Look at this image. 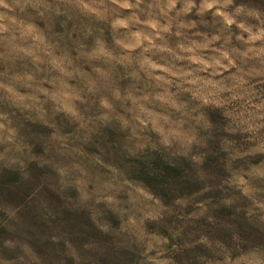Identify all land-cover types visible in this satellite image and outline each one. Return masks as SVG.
<instances>
[{
    "label": "rangeland",
    "instance_id": "374dc122",
    "mask_svg": "<svg viewBox=\"0 0 264 264\" xmlns=\"http://www.w3.org/2000/svg\"><path fill=\"white\" fill-rule=\"evenodd\" d=\"M35 2L39 0H0V29L7 25L16 30L34 24L52 45H59L58 55L67 50L75 57L77 39L88 45L93 43L95 35L84 39L79 31L84 17L49 15L43 7H32ZM44 2L55 6L60 0ZM128 2L135 5L138 0ZM172 2L139 0V7L131 8L113 5L121 17L136 15L140 21L158 22L156 28L146 23L131 24L133 31L151 37L143 40L133 56L143 53V57L159 65H145L142 69L136 63L135 70L141 77L138 86L150 84L158 92L167 90L182 100L200 104L201 101L191 99L190 91L184 90L196 87L186 83L183 75L194 71L206 79L222 80L229 87L240 85L236 91L247 90L248 94L228 105L209 103L200 109L211 125L207 147L194 146L187 155L163 148L131 154L124 147L130 132L121 130L118 122L103 125L88 136L69 113L60 111L53 116L56 102L44 93L18 86L22 94H35L44 101L46 115L41 118L35 107L16 106L5 99L6 93L0 88V122H4L6 114L18 129L16 141L26 145L22 152H16V143L0 136V264H249L253 253L264 258V210L244 195L239 185L241 172L260 166L264 153H249L233 160V153L248 152L258 141L249 138L253 133L225 130L231 123L226 111H241L264 100V38H251L264 28V0H219L216 7L203 12L201 5L211 0H174L175 8L167 9ZM189 3L195 6L183 12ZM149 4L153 7L149 8ZM221 4H227L222 10L243 22L245 28L238 23L229 25L216 14ZM237 9L243 11L237 13ZM41 11L45 13L43 17ZM10 18H15V22ZM74 27L77 31H73ZM98 27L105 29L104 37L111 43L110 23H99ZM125 31L121 28L116 34ZM15 34V43H31L30 38L20 40V31ZM11 35L12 31L0 30V54H9V65L15 57L18 70H25L27 65V70L35 71L31 57L10 52L11 46L4 37ZM225 52L235 60L234 65L222 68L216 75H212V69L198 71L204 65L193 57L218 59L229 65ZM5 67L4 56L0 55V73ZM40 67L45 69L37 73L40 86L49 92L58 90L59 81H50L61 75L59 70L51 69L49 64ZM156 76L163 79L157 81ZM240 78L246 83L241 84ZM64 80L75 88L83 87L75 73ZM120 83L123 89L137 84V80L128 76ZM82 95L83 102L73 103L86 118L95 117L101 111L98 102L92 103L91 94ZM231 95L228 91L220 93L223 98ZM54 136L68 138L67 151H57L59 145ZM9 148L12 151L6 153ZM73 148H80L85 155L73 153ZM193 154L200 155L202 161L193 160ZM74 163L87 167L86 188L76 182L81 173L62 176L59 171ZM106 164L116 166L119 172L113 173ZM254 196L264 200V192ZM133 212L138 227L128 224Z\"/></svg>",
    "mask_w": 264,
    "mask_h": 264
},
{
    "label": "clouds",
    "instance_id": "9594fccd",
    "mask_svg": "<svg viewBox=\"0 0 264 264\" xmlns=\"http://www.w3.org/2000/svg\"><path fill=\"white\" fill-rule=\"evenodd\" d=\"M218 3L219 0L203 3L200 12L216 7ZM113 5H118L119 8L139 7V0L135 5L128 0H60L55 6L44 2V0H39V2L31 4L32 7L38 9L43 7L49 15H65L69 19L85 18L79 31L82 32L84 39L93 35H95V39L91 45L82 43L79 39L75 40L74 43L77 45L75 57H72L71 52L67 50H62L58 55L59 45H52L45 37L43 30L34 24L22 25L16 30H11L7 25L0 29L4 32L12 31L10 38L4 37L5 40L9 41L10 52H15L17 55L24 53L25 56L31 57L32 62L36 65L35 71L27 70V65L24 66L25 70L21 71L17 69L15 57H12L13 63L9 65L7 64L9 54H0L4 56L6 62L5 70L0 73V76L4 77V79H0V88H3L6 93L5 99L10 100L16 106L35 107L43 118L46 115L42 107L44 101H40L38 95H24L18 90V86L34 88L35 93H44L46 97H50L56 102L57 107L53 116L60 111L69 113L79 122L80 129L87 130L88 136L93 132H98L101 126L116 121L121 130L130 132L127 138L128 143L124 147L131 154H135L137 151L163 148L173 151L174 154H179L182 151L183 154L187 155L194 146L198 148L207 147V140L211 135L209 133L211 125L200 109L209 103L217 106L228 105L232 100L247 95V90L243 93L238 92L236 89L240 85L229 87L222 80L206 79L195 75L194 71L183 73V75L186 83L196 87L184 90L190 91L192 93L191 99L201 101L200 104H192L190 100H182L176 93L167 90L164 93L158 92L156 86L150 84H145L143 87L138 86L141 77L134 65L139 63L142 69L145 68V65L152 68L159 67V65L151 62L149 58L143 57V53L133 56L143 40H150L151 37L143 35L139 31H133L131 24L133 22L146 23L156 28L158 22L153 19L140 21L139 16L136 15L121 17L118 14V8L113 7ZM4 6L10 7L8 4ZM194 6V4L189 3L185 5L182 11L189 12ZM148 7L152 8L153 5L149 4ZM226 7L227 4H221L217 8L216 14L223 16L229 25L238 23L240 27L245 28L243 22L236 21L235 17L222 10ZM172 8H175L174 0L167 5V9ZM242 11L243 9H237V13ZM44 14V11L40 12V16L43 17ZM248 14L255 15L257 18L260 16L258 12H249ZM10 19L15 22V18ZM99 23H110L113 32L111 43L105 39V29L98 27ZM121 28L127 29V31L117 35L118 29ZM246 30L251 31L250 28H246ZM15 31H20L21 41H28L30 38L31 43L28 46L15 43L17 40ZM73 31H77V29L74 27ZM251 38H264V28ZM144 51L147 52L148 48H144ZM224 56L229 59V65H223L218 59L214 61L203 60L198 57H193V59L204 65L198 71L212 69V75H216L222 68L235 64V60L227 52L224 53ZM41 64H49L51 69L59 70L61 75L50 81L54 84L59 81L58 90L49 92L48 89L40 86L41 82L37 80V73L45 70L40 67ZM216 65H220V67L218 68ZM121 68H123V72H121ZM74 73L80 77L83 87L75 88L64 80L65 76L71 77ZM128 76L134 77L137 84L122 89L120 82ZM161 79L163 78L156 76L157 81ZM240 80L241 84L246 83L243 78ZM208 85L213 87L208 88ZM223 91L231 92L232 95L223 98L220 96ZM82 93L91 94L94 98L93 104L98 102L101 111L95 117L86 118L73 103L75 100L82 102L85 100ZM27 101H31V103ZM129 101H131L130 107L128 106ZM225 115L231 117V123L225 129L226 131L236 132L239 130L253 133V136L249 138L258 141L255 147L249 149L248 152L236 151L233 153V160L249 153H264V135H261V130H264V100L241 111L235 109L226 111ZM18 134V129L12 126V120L5 114L4 122H0V136L6 138L7 141L15 142V151L22 152L26 145L16 141ZM53 139L59 145L57 151L68 150L67 137L54 136ZM225 150H228L227 147ZM9 151L12 149H6V153ZM72 152L79 153L81 156L85 155L80 148H73ZM93 159L103 164L99 157ZM192 159L198 162L202 161V157L198 154H193ZM104 166L110 168L113 173L119 172V169L114 165L106 164ZM59 171L62 176L79 172L82 175L77 177L76 182L85 188L89 183L85 179L89 172L82 163H74L70 168H60ZM257 182L264 184V162L260 166H252L251 170L246 173L242 171L239 176V185L242 186L243 194L252 198L254 203L264 210V200H256L254 196L257 192H264V187H260ZM125 183H130V181L125 180ZM137 191L142 192L143 189H137ZM107 199L111 201L112 197L109 196ZM128 224L139 226L134 212L129 216ZM253 257L254 259L250 260L249 264H264V258L256 256L255 253H253Z\"/></svg>",
    "mask_w": 264,
    "mask_h": 264
},
{
    "label": "trees",
    "instance_id": "16d2710c",
    "mask_svg": "<svg viewBox=\"0 0 264 264\" xmlns=\"http://www.w3.org/2000/svg\"><path fill=\"white\" fill-rule=\"evenodd\" d=\"M3 222V221H2Z\"/></svg>",
    "mask_w": 264,
    "mask_h": 264
}]
</instances>
